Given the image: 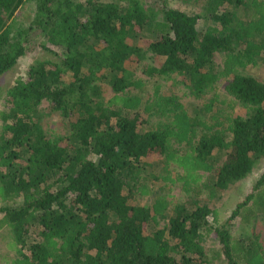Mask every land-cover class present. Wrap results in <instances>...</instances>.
Returning a JSON list of instances; mask_svg holds the SVG:
<instances>
[{
  "label": "trees",
  "instance_id": "16d2710c",
  "mask_svg": "<svg viewBox=\"0 0 264 264\" xmlns=\"http://www.w3.org/2000/svg\"><path fill=\"white\" fill-rule=\"evenodd\" d=\"M28 1L0 0V77L34 45L54 58L34 61L0 111V202L21 198L19 205L0 207V228L10 227L16 239L15 262L214 264L204 243L215 233L221 246L216 264H264L258 241L232 235L237 218H264V172L254 187L258 192L239 202L223 224L218 211L196 202L194 208H171L151 184L180 183L187 195L205 188L214 197L264 160V82L243 71L264 54V0H183L200 4L197 14L166 0H155L157 6L141 0H32L33 19L17 23ZM138 33L150 36L147 47L129 41ZM39 37L45 42L38 43ZM150 55L162 65L135 76L129 66ZM154 76L180 80L196 99L212 95L191 113L177 96H163L158 84L152 101L143 92L146 78ZM222 80L250 110L245 118L217 108ZM44 100L69 119L66 143L42 129ZM157 114L167 123H150ZM216 149L226 152L221 161ZM155 154L162 156L159 175L145 163ZM206 173L214 175L208 182ZM146 196H153L150 206L140 204Z\"/></svg>",
  "mask_w": 264,
  "mask_h": 264
},
{
  "label": "rangeland",
  "instance_id": "374dc122",
  "mask_svg": "<svg viewBox=\"0 0 264 264\" xmlns=\"http://www.w3.org/2000/svg\"><path fill=\"white\" fill-rule=\"evenodd\" d=\"M85 1V0H81ZM147 5L151 4L153 6H157L155 0H141ZM167 3L179 10L186 11L191 14H197L201 12V6H194L193 4L183 1V0H166ZM36 12V3L32 0H29L27 4L20 9L17 14V23H26L29 24L33 19ZM206 24V20L202 19L199 21V27H202ZM129 37V41L131 43L138 44L142 47H147L149 42V35H140L135 34ZM45 40L43 37L38 38V43H44ZM222 53H218L216 55L215 64L216 68L220 69L222 67ZM54 55L50 52L44 50L39 44L32 46L25 56H23L17 63V65L12 68L10 71L6 72L4 75L0 77V111H3L8 108L7 100H8V91L15 85L16 81L19 78L28 79L27 73L30 68V65L38 60L44 59H53ZM162 59L160 57L150 55L145 61L141 64H131L129 67L133 69L135 76L145 77L143 75V70L147 66L160 67L162 65ZM245 73L252 74L261 81L264 82V54L257 59L256 65H249L247 68L243 69ZM147 88L143 94L147 98H151L152 101L154 99V87L158 84H161L162 92L161 94L164 96H177L180 101L184 102V104L188 107L191 113H196V111L202 106L206 100L211 97V93L208 94L205 98L196 99V97L190 95L187 92L186 87L181 83L180 80H176L173 77L165 78V77H147ZM226 80H222L218 84V93L220 97V102L217 105V108L224 109L229 114L233 116H240L245 118L248 114H250V110L244 105L240 104L238 101L234 99L226 91ZM133 92V91H132ZM112 95L111 91L107 92V97ZM40 112H41V127L44 132L52 138H61L64 139L63 143H66V138L70 134V121L69 119L62 116L59 112L52 110L51 104L49 101L44 100L40 104ZM150 123L157 122L158 123H167L168 118L162 116L161 114L150 116ZM149 119V118H148ZM149 125V123H148ZM147 125V126H148ZM4 123L1 120L0 116V140L2 139V134ZM158 126H156L157 128ZM146 129V128H144ZM176 147V144H174ZM214 154L218 157V160L221 161L225 158L226 152L215 150ZM161 155H151L147 160L146 164L149 163V172H153L154 174L159 175L163 173L161 169ZM175 167L174 164L171 165ZM179 169L173 170V176L176 177ZM264 172V160L259 161L253 171L250 173L248 177L245 179L231 185L228 189L219 191L214 197H211V191L204 188L203 193L190 194L187 195L184 193L182 186L180 183L176 184H164L161 181H154L151 184L158 191L156 194L162 195L165 199L169 201V206L172 208L176 203H190L189 207H195L196 204H200L202 206H207L210 210L218 211L220 224H223L226 219L231 215L232 211L235 209L236 205L243 201L245 197L251 193H257L258 191L254 190V187L257 181L260 179L261 174ZM149 173V175H151ZM214 175L211 173L205 174V182H208V179H211ZM154 193V195H155ZM153 202V196L141 197L140 204L150 206ZM196 202V204H195ZM21 204V198H17L15 202H7L1 203L0 207L5 205L15 206ZM259 208L257 209V212ZM256 212V213H257ZM0 219L2 218L3 213L0 212ZM260 214V213H259ZM258 215V214H257ZM256 217V216H255ZM254 213L250 215V218L247 221L241 220L237 218L232 225V235L234 238L243 239L245 241H251L252 239L258 241L262 248H264V218H255ZM210 221L213 222L210 217ZM160 225L165 226V221L161 220ZM16 239L14 237L13 231L10 227L5 226L4 228H0V264H17L16 260V252L15 242ZM29 239H28V242ZM204 249L208 253L211 260L216 264L215 257L217 258L218 252H221V246L218 240V237L215 233H211L205 238ZM223 260V259H222ZM222 263V262H221ZM223 264V263H222Z\"/></svg>",
  "mask_w": 264,
  "mask_h": 264
}]
</instances>
